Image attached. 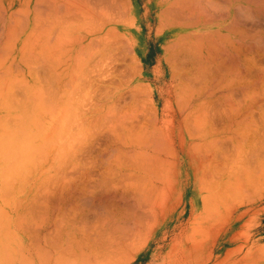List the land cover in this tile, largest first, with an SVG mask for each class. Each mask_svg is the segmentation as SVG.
Returning <instances> with one entry per match:
<instances>
[{
  "label": "bare ground",
  "instance_id": "obj_1",
  "mask_svg": "<svg viewBox=\"0 0 264 264\" xmlns=\"http://www.w3.org/2000/svg\"><path fill=\"white\" fill-rule=\"evenodd\" d=\"M12 1L13 0H0V73H3V72L5 73L4 69H10V70L18 69L19 71H23V72L27 71L28 73L34 72L35 77H36V72L40 73V71H38L39 69L44 71V69L48 68L53 73V74L49 73V75L51 74V75L55 76V78H52V80L55 81V79H58V81L57 80L56 81L59 82V80L64 78L66 89L70 85L69 90H71V86L73 88L75 87V83L73 84V82L76 81L77 76H78V82H77L78 86H76L78 88V89L76 88V93L78 90L77 99L79 100V98L81 97L88 104L89 100H87V99L91 98L93 93L95 94V90L97 91L98 86L102 87V85H100V84L106 83L108 80L112 84H114V85L116 84V83H114V81L110 80L114 69H116V73L118 72L117 68H114L115 61L117 60V57L115 58V56H117L116 53H119V55H120V52L123 53V55L121 54V56L127 55L126 53L131 54V50H133V52L136 53L137 46L134 43H135V41L137 42L138 40H140L139 29H135V28L132 29V35L136 40L133 38L134 39V42H133L132 39L130 38L132 45L129 46L127 44L126 39H125V37L128 35V29H131L128 26V22L123 23L121 20H119L120 23L122 22L123 24H115V22L113 21L114 19H112V21L110 20V18H113V16L109 17V19H108L109 11H108V13L105 12L104 15L99 13V15L101 14L102 17L104 18V21H101L103 18H101V15H100V18L98 16L95 21L90 23L92 28L88 27V29L85 30V32H81V30H80V33H78L77 25L74 23V21H78V11L81 13H84V9H85V8H79L78 9V0H19V2H12ZM94 1L96 2L95 7L96 8L101 7V8H99L100 10L102 9L101 11H104V10L107 11V9L109 10V8L113 10L114 7L110 6L109 3H111L114 6H115V3H117V2H115V0H94ZM122 1H124V0H122ZM119 2L117 4H119ZM158 3H159L158 6L160 7V9H161V5H162L163 9L165 10L162 12L160 10L159 18L160 17L166 18L167 14H168V15L174 17V19L176 20L175 22H172V23H175L176 25H182L180 27L174 26V27L170 28L168 31L171 34V37H172L171 40L173 39V43L171 42L172 45L174 46L173 51H174V53L176 52V55H177V56L174 55L175 60L172 58V60H174V62L171 60L172 63L175 65L174 66L175 68L173 70L176 69L175 73L178 74L177 75L178 77L176 80H177L179 86H177L176 88H178V89L180 88L182 90L181 91L182 93L179 91L182 94V96L184 95V93H188V95L190 96V98L188 96V99H186V100H188V103H187L188 106L186 104L187 108L182 109V111L185 113L186 117L184 118L185 115L182 116L184 119L180 120L179 129H180L181 135H184V136L186 135V136H188L189 139H191V137H193V138L198 137L199 138V140L197 142L194 141L193 143H189L187 141V139H185V137H183V136L181 137L182 139H181L180 146L182 148L181 151L184 152L183 153L184 158L188 159L187 156L191 154V149H198V150H201V152L203 151L204 153H206L205 152L206 150H207V152L211 151L210 148L212 146L213 147L211 149L214 148L212 151H214L215 149H218V148L214 147L215 146L214 144H216V138L213 140L212 145L209 143H204L205 138H203V137H205V134H208V133L231 134V133H235V132L238 133V130L239 131L242 130L241 129L242 125H243V128L245 129V130H242L244 136H245V133H247V132L249 133L247 128L249 127L248 125H250V127L252 126L251 128L249 127L250 130L254 127V132H256L254 134L260 135L263 138L262 139L263 141L261 140V138H260V140L259 139L258 140H259V142L260 141L262 142V143L260 142L261 145H264V143H263L264 142V0H158ZM123 6H124V4H123ZM237 11L242 12L244 19L237 17V13L239 14V12H237ZM111 12L113 13V11H111ZM162 13H164L165 16H163ZM94 15H96V14H94ZM195 15L199 17L198 20H201V21H199V22H201V25L202 26L205 25V26L202 27L201 29L197 30L196 34H192V33H189L187 30H185V29H188L187 25L181 24L180 20L182 19L184 21H187L189 18H191L193 16L195 17ZM239 15H241V14H239ZM98 18H99V21H97ZM114 18H115V16H114ZM202 18H205V19L203 20ZM256 20L259 21L260 24H258V25L256 24V26H255V22L253 23L254 25L248 24V22H250V21L253 22ZM257 21H256V23H258ZM183 27H184V29H183ZM184 30L186 32H183ZM139 44H140V42H139ZM163 48L165 49L166 47H164V45H163ZM171 50H170V52H171ZM166 52L168 53V49L166 50ZM139 60H140V58H139ZM120 61H125V60L121 59ZM123 66L124 65H122V69L124 70ZM142 66H143V64H142ZM128 67H130V65H128ZM136 67L134 66V69H131V67H130V69L128 68V70H132L131 73L132 72L135 73L136 71L134 72V70L136 69ZM126 68H127V66H126ZM48 69L46 70V72L48 71ZM122 69L120 71H122ZM41 73H42V71H41ZM127 73L129 75L131 74L130 72H127ZM8 74H9V72H8ZM113 74H115V72ZM120 74H122V73H120ZM2 75L0 74V77H2ZM9 76L10 75H8V77ZM29 76H30V74H29ZM45 79H47V78L45 77ZM19 80H18V82H19ZM116 80H117V78H116ZM120 80H122V78ZM128 80L130 81V79H128ZM16 81H17V79H16ZM49 81H51V80H49ZM129 81H127V82L125 81L123 84H128ZM11 82L14 83V86L17 85L15 80L11 81ZM20 82L18 84L22 83V82L21 83ZM57 82H55V84ZM110 82H108V84H111ZM3 84L5 85V81L3 82ZM3 84L0 85L1 86L0 94L2 92L1 89L5 90V87L8 85L6 83L7 85L4 86ZM71 84H73L74 86ZM118 84H119V82H117V84L115 85L116 91L111 92V93H113L112 95H111V93L108 94V92H110L108 90L111 88V85L109 86L110 88L109 87L107 88L105 86V89L106 88L108 89V90L106 89L108 92L104 91L107 94L106 95L104 93L106 95L105 97H109V98L111 97L110 98L111 103H109L108 106L105 107L103 114L101 113V119H103V121H104L102 123L100 122L101 124L98 122V120L100 118L98 116V114H97V116H94V117L92 116L93 113H96V111H98L97 108H96L97 110L94 109L96 111H94L92 108H90L91 103L93 105V102L96 103L95 101H90V106L88 105L89 107H87V109L90 108L89 110L82 109L85 111L87 110L86 113H83L85 116L82 114L83 116L81 115L80 117H77L79 119L81 117H85L84 120L81 118L80 119L81 121H78L77 125H76V122L78 119L76 121H73L74 123L72 122L69 124L67 122V120L69 119L68 121L70 122V119H71L70 116H72L70 113H72V112L74 114L80 113L82 110L80 109L81 111L79 110L78 112H74V111H72L73 107L71 106V108H72L71 109L72 112H71L69 106L72 104L74 105L76 100H73V98H72V101H75L74 103L71 100H70V102H69V100L64 101L66 104L69 103V105L64 104L66 107L67 106L69 107V108L67 107L68 110H64V112L66 111L65 114L67 112L69 114L64 123L66 124V122H67V124H69V125L65 126L66 130L68 132L70 129L71 130L69 133L66 132L67 135H65L66 133L65 134L63 133V134L65 136L69 135V137L71 135L70 138H74V140L73 141L70 140L71 144H69V145L65 144L68 146V147L65 146V147H67L65 149V150H67V153H66V156H67L66 159L67 160L65 161V159L63 157L62 158L64 159V163L67 162L68 166L66 167L65 166L66 164L65 165L63 164L64 167H62V168H63V172H65V173L63 174L61 180H59V179L56 180L58 182H56L57 186L55 187L56 188L55 190H53V189L49 190L48 189V194L49 195H54V193L57 195L59 194L61 196L60 198H62V200H60V201H63V204H62L63 207L61 205H58L59 204L58 202H57L58 204L56 202L53 203V205L56 204V208H55V205L54 206L51 205L54 207V208H52L51 211H53L54 209H57V205L60 206L58 208H62V209H60V210H62V214H60V215H62L61 216L62 219L60 218L61 219V225H62V226L61 225L60 226L62 228L65 226V229H66L67 223L73 224L74 220H76V218H74V216L77 217L76 214H78V223H77L78 224V227H77L78 239H75L78 241V243L75 245L76 246L78 245L79 249H80V247L83 248L82 244L85 243L84 245H86V243H87L88 238L86 239V242L83 241V239L86 237V235L84 237L86 230L85 231H83V230L86 229L88 226L86 227L87 222H83V221L87 220L88 213H93L95 211L94 215H96V214H98V212H97L98 209L103 211L105 213L104 216L100 217L99 219H95V218L99 217V216L96 217L97 215L94 217L95 220L102 221V222L98 223V225L100 227L98 225H95V224H97L96 222H98V221L93 222L95 224H93V223H90V224H93L94 228L96 226H98L99 228H101V226H103V225L105 227L108 226L110 233H112L113 231L116 232L120 229H123L127 223L128 224L131 223L132 225H130V226L132 227L134 221L141 223V224L136 223L135 224L136 226L138 225V226L142 227V226H144L142 223L149 221L151 218L155 217V213L156 214L158 213V207H159L158 201L161 197L165 196V194L162 193L163 183L167 182V185H168V188L165 187V190L167 188L165 193L167 194L169 191V194H171L173 185L176 183V179H178L177 175H176L177 173L175 170L178 168V166H180L179 164L181 162H179V164H177L178 161H176V162L170 161L169 158H170V156H173L174 154H176L175 153L176 151L178 153H180V151H178V150L175 151L174 144L171 142L170 138H168V140L170 139V141H168L167 144H164V146H162L163 144L158 145V143L155 144L154 141L147 140V143L149 142L150 146H152L154 144L153 146L156 147L158 145L157 146V147H159L158 150L153 149L155 154L149 155L148 152H144L143 154H141L140 152H138V150L137 151L136 150L131 151L130 141L133 139V137H132V139L130 137L131 134H132V136L133 135L135 136L137 134L136 131H138V132L142 131L138 135L135 136V137H139L140 134L141 133L143 134V131H144V130H142V128L144 127L142 125V123L138 122L139 124L137 123V127H138L137 128L135 126L136 125L135 121L138 120L139 112H141V113L146 112V111L142 112L140 110V108L143 104L142 102H144L146 98H143L144 101H143V99H142V101L140 100V102H141V105H140L138 100H137L138 98L136 97V95L138 96L139 94H143V93L145 95L146 92L139 93V92H141L140 90H143L142 88L141 89L138 88V89H136V91H130V92H136V93H131L133 95L131 97L135 96V98L137 100L136 102L138 103V104L135 103L137 106H136V108L134 107L135 110H133V111L137 110L136 112H134L136 115H133L132 113H128V111L126 112L124 110L122 112H120L121 111L119 109L120 105L117 106L118 103L116 104L115 100L118 99L119 104H121L120 103V100H121L120 97L121 96L119 95V91H120L121 87H124L125 85L119 84V86H118ZM50 85H51V82H50ZM3 86H4V88H3ZM14 86H12V87H14ZM54 86L55 85L53 84L52 87H54ZM62 86H64V84ZM55 89H57V88H55ZM69 90L67 89V92H69ZM137 90H139V91L137 92ZM5 91H7V90H5ZM63 91H64V89H63ZM73 91L75 93V89L72 90V94H73ZM36 93H34L35 96L36 95L38 96L40 94V93L39 94H36ZM91 93H92V95H91ZM64 94H66V93H64ZM134 94H136V95H134ZM6 95H9V94H6ZM42 95L41 96L39 95V97H41V98H39V97H37V98L40 99V103H42V105H43V103H44L43 102L44 101L43 96L44 95L43 96ZM100 95L102 96V98H104L103 94H100ZM101 96L99 97V99L101 98ZM70 97H71V94H70ZM73 97L75 98V96H73ZM2 98H4V97H2ZM33 98H34V96H33ZM67 98H68V96H67ZM93 98H95V97H93ZM95 99L97 101V98H95ZM139 99H141V97ZM41 100H43V101H41ZM84 100L83 101L79 100L78 104L79 103L81 105L83 104V106L86 107L87 104H86V102L84 103ZM186 100H185V103L187 102ZM60 101H61V99H60ZM80 101L83 103H81ZM57 102H58V100H57ZM98 102H100V101L98 100ZM151 102H152V104H154V102L152 100H151ZM183 103H184V101L182 100V104ZM97 104L95 106H97ZM101 104L102 103H100V105ZM65 106H63V107L60 106L61 108L59 107V111L60 110L62 111V108H65ZM79 106L80 105H78L77 110L79 109ZM116 106L119 108L117 109ZM146 106L149 107V103ZM42 107H45V106L43 105V106H41V108ZM152 107H153V109H157V108H155V106H152ZM209 107H210V109L211 108L212 109L208 110ZM223 107H225V108H223ZM81 108H83V107H81ZM146 108L147 107H145L143 109L146 110ZM149 108H151V107H149ZM149 108H147V110H149ZM132 109L133 108H131V111L130 110L129 111L132 112ZM153 109H150V112L151 113L153 112V114L155 115L156 112ZM218 109H221V110H218ZM43 110H44V108H43ZM74 110H76V107L74 108ZM100 110H102V109H100ZM21 111H24V110H21ZM27 111H28V109H27ZM59 111H57V112L60 113ZM212 111H216V114L213 115L214 117L212 116L213 121L215 119L221 120V118L223 120V117H225V120L227 121L228 124L226 126L223 125L224 127L221 126L222 128H220V129L217 127L208 128V127L202 126V123H204L207 119L209 120L208 117L206 119V116L209 115V113H207V112H212ZM45 112H46V110H45ZM51 112H53V113H51V115L53 114L52 116H54L51 118V115H50L51 120H56L55 117L59 116V114L57 115V112H56L57 116H55V112L54 111H51ZM147 112L149 113V111H147ZM23 113H25V112H23ZM31 113H32V111H31ZM24 115H22V117ZM66 115H64L63 117L66 118ZM102 115H104V116H102ZM156 115H155V117H158ZM60 116H61V114H60ZM30 117L32 118V115ZM68 117H70V118H68ZM141 117L143 118V116H141ZM108 118L109 119L111 118L114 121V122L112 121V123H114L115 125L110 126V123L107 122L109 125L108 126L106 124V121H109ZM145 118H147V117H145ZM180 118L181 117H179V119ZM186 118L187 119L189 118L188 119L189 121L190 120L193 121L192 125H191V121L186 122ZM101 119L99 121H101ZM73 120H74V118H73ZM210 120H211V118H210ZM94 121L97 123L95 124ZM130 121H132V122H130ZM143 121H145V120H143ZM48 122H50V121H48ZM119 122L122 124L123 130L118 129V131L119 132L124 131V135H126V137L130 134L129 137L131 140H129V144H128L129 146L127 144H125V142H124L125 137L121 133H120L121 135L118 133L120 136H122V138L120 137L121 138L120 140H118V138H115L116 137L115 134L114 135L112 134L114 137L110 135L112 133V131L114 132L115 130H117V128L114 129L112 127L120 125ZM129 122H130V125L128 126ZM57 123H58V120H57ZM89 123H90V125H89ZM92 123L96 125L95 128H98L97 131L99 129L101 130V128L103 127L102 124L107 125V129H109L108 131L111 130V132H109L110 134H108V132L105 133L106 136L104 139L107 141L106 142L107 146H109L108 145L109 141L111 144H113L111 142L112 137L115 138V140L117 139L118 142L121 141V147L120 148L118 146L117 147L118 149H116V146H115V149H116L115 151H118L119 154L117 152L116 153H109V152H111L110 150L114 149V147H113V149L112 148L109 149V152H108V150L103 149L102 154L100 153V156L97 158L98 161L91 159L94 157H90V159L88 158L89 156H91L93 154L92 149L91 150H89V149L85 150L88 147V144L89 143L91 144V142H90L91 140L89 141L88 139L89 138L90 139L96 138L94 134L99 132V131L97 132L95 128L91 129L92 131L90 130V128H88L91 131V132L88 131V134L89 133L91 134L93 132V130L96 131V133L95 132H94V134L92 133L93 135L92 134H91V136L89 135L90 137L87 136V134L84 135L85 133H87V130H86L87 128L85 127V125L87 124L88 127H92V126L94 127L95 125H91ZM193 123H195V124L199 123V126L197 125L198 128H195V126H194L195 124H193ZM206 123H208V122L206 121ZM260 123H261V125H258ZM52 124H54V123L52 122ZM71 124H75V126H73ZM81 124H82V126H81ZM97 124L101 125L102 127L99 126L100 127L99 128ZM251 124H253V125H251ZM54 125H52V126H54ZM70 125H71V127H70ZM78 125L80 126L79 130H80V128L84 131L86 130L85 133L82 130L81 131L83 132V134L81 131H79V130L77 131ZM140 125H141V127H140ZM238 125H240L241 130L239 128H238V130H236ZM246 125L248 127L245 128L244 126H246ZM19 126H20V124H19ZM34 126H36V125H34ZM46 126H48V125H46ZM120 126L118 128H121ZM213 126H214V124H213ZM48 127H49V129H51L50 126H48ZM65 127L63 126V128H62L64 132L66 131ZM73 127L77 128V129H75L76 131H73V132H76V135H78L81 132L80 134L84 135L85 138L82 135H80V137L78 138V136H76L75 133L72 132V130H74V129H72ZM82 127L85 129H83ZM108 127H110L111 129ZM54 128H55V126H54ZM68 128H70V129L68 130ZM103 128H102V130L104 133V130H106V129L105 128L103 129ZM145 128H147V125L145 126ZM145 128H143V129H145ZM153 128H156V127H153ZM135 129H137V130H135ZM133 130H135V132ZM58 131H60V130H58ZM251 131H253V130H251ZM130 132H133L134 134L130 133ZM147 132H148V130H147ZM149 132H151V131H149ZM33 134H34V130H33ZM98 134H100V133H98ZM101 134H102V131H101ZM102 135H104V134H102ZM163 135H162L163 137L162 136H160V137H162V138H164L165 136L168 137L166 134H163ZM240 135H242V134H240ZM240 135H239V137H240ZM243 135H242V137H244ZM250 135H253V134H249L247 136L249 137ZM256 135H254V137H253L254 139H255ZM57 136H58V133H57ZM72 136H74V137H72ZM96 136L98 137L99 135L96 134ZM157 136H159V135H157ZM231 137H232V135L231 136L229 135L230 139H231ZM236 137L237 136L234 135V140L238 138V137L237 138ZM242 137L240 139H242ZM56 138H58V137H56ZM66 138L67 137H65V139ZM249 138L245 137L242 139L243 142L245 140L244 144L247 143L246 139H249ZM253 138L251 136V139H253ZM61 139H63V138H61ZM81 139L83 142H84L83 139H85L84 144H83V142L80 143ZM122 139L124 140L123 142H122ZM218 139H217V141H218L217 145L220 144L219 143L220 140H218ZM240 139L238 138L239 141H241ZM86 140L89 141V143L87 145H86ZM134 140H133V142L135 143L136 139H134ZM238 140H236V145H234V147L235 146L237 147V145L239 143L238 149H240L241 152H243V149L245 147L241 146V148H240L241 143L240 142L237 143ZM256 140H257V138H256ZM93 141L95 142V140H93ZM230 141L232 143V140H230ZM255 142H257V141H255ZM114 143H116V141ZM260 143H255V144H259L257 146L262 147V146H260ZM93 144H95V143H93ZM204 144H206V145L208 144L207 145L208 147H206L207 149L204 147V146H206ZM248 144L250 145V142ZM250 146H249V148H250ZM253 146H251V149H252L251 152L253 151V148H252ZM258 147H256V149H255L256 151L255 150L254 151L255 152L258 151L260 153V150H259L260 148L258 149ZM88 148H90V147H88ZM91 148H93V147H91ZM203 148H205V149H203ZM39 149H40V146H39ZM63 149H64V143L62 146V153H63ZM128 149H130V150H128ZM263 149H261V151L264 153ZM245 150H247V149H245ZM115 151L113 150V152H115ZM235 151L237 152V150H235ZM84 152H85V155H87V157L86 156L83 157V159L85 158V160H83L81 156L80 157L78 156V154H81V153H83L82 155H84ZM197 152H199V151H196V153ZM211 152H210V154H211ZM241 152H239V153L241 154ZM249 152H250V150H249ZM249 152L247 150V152H246V153H248L247 157H248V159L252 160L254 157L252 155L254 153L252 152V154H249ZM86 153H88V154H86ZM259 153H255V155L258 154V155H256L258 157ZM115 154H118V155H115ZM206 154L210 155L209 152ZM146 155H149V156H146ZM250 155L252 158H249ZM183 156H182V158H183ZM262 156H264V154ZM238 157H239V155L237 156V158ZM247 157H245V160L243 157H241L243 160L242 159H236V161L241 160L242 161L241 163L243 165L244 162L246 161ZM260 157H261V155H260ZM209 158H211L210 159V161H211L212 156H210ZM79 159H80V162L78 163ZM214 160H217V159L214 158ZM100 161H102V163H101L102 166L99 163ZM201 161L203 162V160H201ZM212 162H213V160H212ZM249 162H250V160H249ZM260 162H262V164H264V160L263 161L260 160ZM185 163L188 164L187 162H185ZM192 163H193V161H192ZM197 163L200 166L201 163H199V162H197ZM241 163H240V165H241ZM99 165H100V167H99ZM206 165L209 167V164H206ZM249 165L252 166L251 163ZM249 165L246 164V166H248L250 168ZM70 166H73V167L70 168ZM246 166L243 165V168L245 167V169L246 168L248 169V167H246ZM212 167H211V169L215 168V167L214 168H212ZM69 169H71L74 172L73 173H70V171L68 172ZM217 169H218V167H217ZM249 170L250 169H248V171ZM257 170H259V169H257ZM257 170L255 169V173L258 172ZM221 171H219V172H221ZM215 172H217V171H215ZM215 172H214V174H215ZM251 173H253V172L252 171L250 172V176H249L250 179L252 178L251 176L253 175ZM222 174L223 173H221V175ZM256 179H257V177H256ZM207 183H209V182H207ZM215 184H216V182H215ZM54 185H55V182H54ZM212 187H214V185ZM236 188L237 187H235V190H236ZM37 190H39V189H37ZM45 196H47V195L45 194ZM54 197H56V196H54ZM206 197H208V196H206ZM37 198L39 199L41 197L37 196ZM46 198L48 199V197H45L44 200H47ZM38 199H35V200L37 201ZM40 200H42V199L38 200L40 202L39 204H42V202ZM58 200H59V197H58ZM32 202H34V201H32ZM66 202L68 205L66 204ZM77 202H78V204H77ZM31 204H33V203H31ZM36 204L39 205L38 203H36ZM43 204H46V202L45 203L43 202ZM33 205H30L31 206L30 208H32ZM48 206L44 205L43 206L44 208L42 207L43 209L41 207H40L41 208L40 209V208H38L39 206H37V208L40 209V211L37 210L36 212L39 211L38 213L40 214ZM34 208H36V207H34ZM71 209L76 210L78 213L76 211H74V212L72 211L74 214L70 213ZM57 210H59V209H57ZM34 211H35V209H34ZM16 213H17V211H16ZM31 213L34 214V212H32V211H31ZM38 213H37V215H38ZM43 213H45V211ZM47 213H48V208H47ZM100 213H99V215H103ZM70 214H72L70 217L71 218L73 217L74 220H71V218L69 217ZM44 215H46V214H44ZM34 216L35 215L31 216L30 218H33ZM38 216L40 217L41 214ZM66 216L69 218L67 219ZM39 217H37V218H39ZM91 217H93V216H91ZM37 218H34V221ZM40 218L43 220L42 217H40ZM54 219L56 220L58 218L53 217V220ZM94 219L93 220L91 219V220L95 221ZM68 220H69V222H67ZM34 221H32V222H34ZM52 221H51V224H52ZM87 221L89 222L90 220H87ZM151 222H152V219H151ZM84 223H85V226H84ZM34 224H35V222H34ZM80 224H83L82 226H84L86 228L81 229ZM90 224L88 223V225H90ZM57 226H58V228H57ZM93 226L91 225L92 228L91 227L90 228L88 227V228L91 230V229H93ZM130 226L128 227V230L131 229L130 233L132 230L134 231L135 228H136L135 229L136 231H137V229H140V228L135 227V226H134L135 228H133V227L131 228ZM24 228H26V227H24ZM31 228H33V227H31ZM55 228H57V232H55L56 233L55 236H57V238L59 236L62 237V235H59V234L62 233L63 230H61V229H60L61 231L58 230L59 224H57L55 226ZM125 228L127 229V227H125ZM143 228H146V225ZM27 229H28V227H27ZM28 231H29V229H28ZM33 231L35 233V230H33ZM51 231H49V232L51 233ZM103 231H104L103 234L101 231H98L97 234L95 233L96 231H94V233L96 236L101 235V238L103 239L106 235L105 232L107 230L105 231L103 229ZM139 232L141 233L142 231H139ZM64 233H65V231H64ZM66 233H67V231H66ZM137 233L134 232V234H137ZM30 234L33 235V233H30ZM43 234H45V233H43ZM91 234H92V236H94L93 233H91ZM14 235H16V234H14ZM102 235H104V236H102ZM81 237L83 238L82 240H81ZM88 237H91V235ZM52 238H54V237H52ZM55 238H54V242H55ZM91 238H93V237H91ZM98 238H100V236ZM125 238L126 237L124 236V239ZM37 239H38V237L35 239L38 242ZM95 239H96V237H95ZM124 239H122V240L124 241ZM93 240H94V238H93ZM93 240H92V244H96V243H98V241L100 239L98 241L96 239V241H97L96 243H95V241L93 243ZM43 241H44L43 243L45 244V237H44ZM51 241H53V239ZM56 241H58V240H56ZM101 241L103 242V240H101ZM101 241H100V243H102ZM107 241H109L108 238H106V243H107ZM123 241H118L120 243H117L116 247L121 246L122 245L121 242L122 243L125 242V241L124 242ZM127 242L129 243V241H127ZM19 243H20V241H19ZM55 243H57V242H55ZM68 243H67V245H68ZM137 243H139V242H137ZM109 244H110V242H109ZM52 245H53V243H52ZM67 245H65V246H67ZM98 245H100V244L98 243ZM110 245H113V246H111L113 248L115 246L114 243L112 244V242ZM41 247H42V245H41ZM55 247H56V244H55ZM100 247H103V248H101L102 250L105 249L106 247L108 248V243H107V246H104V244H103V246H100ZM124 247H125V245H124ZM126 247H128V246H126ZM131 247H133V244ZM36 248H37V246H36ZM43 248L46 249L45 247H43ZM52 248H53V246H52ZM59 248H57V249L59 250ZM110 248L105 249V250L110 251ZM113 248L111 251H113ZM118 248H119V253H120L121 252L120 247H118ZM12 249H13V247H12ZM61 249H62V247H61ZM98 249H100L99 246H98ZM114 249H116V248H114ZM47 250H49V249H47ZM82 250H79V252ZM88 250L92 251L90 246H89ZM95 250L96 249H94L93 251H95ZM49 251H51V250H49ZM96 251H98V250H96ZM111 251H110L111 254L114 253ZM115 251H117V250H115ZM13 252H15V249L13 250ZM54 252H56V251L54 250ZM61 252H62V250H61ZM85 252H86V250H85ZM85 252L83 251V252L79 253V254H82L81 257L83 256V260L80 259V261H79L82 264H84V263L86 264L88 259L87 260H85V259L88 255L91 256V254H84ZM101 252L104 253V251H99V253H100V254H98V255H100L99 258L100 257L102 258ZM123 252H125V250ZM43 254L45 255V251ZM105 254L107 255L108 253H105ZM115 254H116V252H115ZM8 255H11V254L8 253ZM47 255H49V254H47ZM58 255L59 254H57V257H59ZM63 255H64V253H63ZM85 255H87V256H85ZM98 255L97 254L94 255V252H93L92 256H93V258H95L94 256H97V258H98ZM72 256H70V257L72 258ZM84 256H85V259H84ZM112 256H114V254H112ZM112 256H111V258H114ZM70 257H68V258H70ZM104 257H103V259H105V260L108 259L107 258L108 256L105 258ZM22 258H23V256H22ZM38 258L40 259V257H38ZM48 259H46V261ZM103 259H101L102 261L100 260V263H98V264H102ZM50 260H51V257H50ZM64 260H65V258H64ZM81 260H82V262H81ZM109 260H112V259H109ZM71 261H69V262H71ZM66 262H68V261H66ZM30 263H32V262L30 261ZM49 263H50V261H49ZM61 263L64 264L62 262V260H61ZM87 263H89V262H87ZM89 264H91V263H89ZM109 264H110V262H109Z\"/></svg>",
  "mask_w": 264,
  "mask_h": 264
},
{
  "label": "rangeland",
  "instance_id": "obj_2",
  "mask_svg": "<svg viewBox=\"0 0 264 264\" xmlns=\"http://www.w3.org/2000/svg\"><path fill=\"white\" fill-rule=\"evenodd\" d=\"M82 1H83L84 5H78V9L79 8H85L84 9V13H81V12L78 11V21H74V23L77 25L78 33H80V30H81V32H85V30H87L88 27L92 28L90 23L95 21L98 16L100 18L101 14L104 15L105 12L108 13V11H109L108 19H109V17L113 16V18H110V20L112 21V19H114L113 21L115 22V24H123L124 22H128V26L131 29H128V35L126 37L124 35L123 36L125 37V39L127 41V44L129 46L132 45V43L130 41V38L132 39L133 42H134V39H135L133 37V35H132V29H134V28L135 29H139V31H140V34H139L140 40H138L137 42L135 41V43H134L137 46L136 53L133 52V50H131V54L126 53L127 54V55H125L126 57L125 56H121V54L123 55V53H121V52H120V55H119V53H116L117 56H115V58L117 57V60L115 61L114 68H117V71H118L117 73L118 74L116 73V69H114L113 73L115 72L116 75L112 73L110 80L114 81V83H116V84H117V82H119L120 85H125L124 87H121V89L119 91V95L121 96L120 97L121 100L120 99L119 100H120L121 104H119L118 99L115 100V103L116 104L118 103L117 106L120 105V108L116 106L117 109L119 108L121 110L120 112H122L124 110L126 112L128 111V113H132L133 115H136L134 112H136L137 110L133 111V110H135L134 107L136 108V106H137L136 104H138L136 101L138 100L139 104L141 105L140 100L142 101L143 98H146L147 100L145 99V101L143 99L144 102H142L143 104H142L140 110L142 112L143 111H146V112L149 111V113L148 112L147 113L146 112H143V113L139 112L138 120L135 121L136 125L134 124L135 122L133 123L136 127H137V123L138 122L142 123V125L144 126L143 128H145V126L147 125V128H145V129L142 128V130H144V131H143V134L141 133L139 137H135V136L138 135L142 131H140V132L136 131L137 134L135 136L134 135L132 136V134L130 136V134H129L127 137H126V135H124V131L119 132L118 129L123 130L122 124L120 122L119 123H120L121 126L117 125L115 127H112L114 129L117 128V130L114 131L115 133L112 131V133L110 134L109 132H111V130L108 131L109 129H107L108 123H110V126L115 125L114 123H112L113 120L111 118L110 119L108 118L109 121H106L107 125L105 123H104L105 125L102 124V126L106 129V130H104V133H103V130H102L103 127L101 125H99V124H97L98 127L101 126L102 128H101V130L100 129L98 130L99 132L97 131L98 128H95L96 127L95 124L97 122H95V121H94L95 124H93V123L91 124V125H95L94 127L93 126L92 127H88L87 124L85 125V127L87 128L86 129L87 133H85L86 130L84 131L81 128L79 130V127H80L79 125H78V129L73 127L72 129H74V130H72V132L76 131L75 129H77V131L78 130L79 131L82 130L85 133L84 135L87 134V136H89V135L91 136V134L92 133L94 134V132L96 133V131L98 133H100V134L96 133L97 135H99L98 137L96 136V134H94L96 138H94V139H90L89 138L88 139L89 141L91 140L90 142H91L92 145L89 143V141L86 140V145L89 143L91 146L88 144V147H90V148H88L86 145L85 146L87 148L84 146L86 148L85 150H88V149L89 150H91V149L93 150V154L91 156L88 155L89 156L88 158L90 159V157H94V158H91V159H94V160H97V158L100 156V153L102 154L103 149L104 150H108V152H109L110 148L113 149V147H114V149H113L114 151L116 149H118L117 148L118 146L120 148L121 147V141L118 142V140H120L122 138V136H120L121 134L125 137V138L123 137L125 141L122 139V142L124 141L125 144H127V145L129 144V140H131L132 137H133V139L130 141V149H131V151L132 150H136V151L138 150V152H140L141 154H143L144 152H148L149 155L155 154L153 149L158 150V148H159V147H157L158 145H160V144L162 145L163 144L162 146H164V144H167V142L170 141V139H171V142L174 144L175 151L176 150L180 151V153H178L176 151L175 152L176 154H174L173 156H170V158H169L170 161H175V162L178 161L177 164H179V162H181L179 164L180 166H178V168L175 170L176 173H177L176 175H177L178 179H176V183L173 185L171 194H169V191H168L167 194L165 193L167 188H168V185H167V182L163 183V185H162L163 186L162 187V193L165 194V196L161 197L159 199V201H158L159 202L158 213L157 214L155 213V217L151 218L152 222H151V219H150L149 220L150 222L147 221V222L142 223L144 226L146 225V228H143L144 226H142V227L138 226V225L136 226L135 225L136 223L137 224H141V223H138V222L134 221V223L132 222L133 223L132 227L133 228H135V227L140 228V229H137V231L135 230L136 229L135 228L134 231L132 230L131 233H130L131 229L128 230V227L130 225H132V224L131 223H129V224L127 223L126 224L127 226L125 225V227H127V229L124 227L123 229H120V230H118L116 232L113 231L112 233H110L108 226L105 227L103 225V226H101V228H99L100 226L98 225V223H100L102 221H98V220H95V219H99L100 217L104 216L105 213L103 211H101L100 209H98L97 210L98 214H96L97 216L94 215L95 211L93 213H88L87 216H88L89 219L87 218V220H90V221L88 222L86 220V221H83V222H87L86 227L88 226L90 228L91 225L93 226V224H95L93 222L98 221V222H96L97 224H95V225H98L99 227L96 226L94 228V226H93V229L90 230L88 227H87L88 229L86 227H84L85 223H84V226H82L83 224H80L81 225V229L86 228V229L83 230V231L86 230V232L84 234V237H85V235H86V237L84 239L81 237V240L83 239V241L86 242L87 238L88 239L90 238V239L89 240L87 239L86 245H84L85 243L82 241L84 243V244H82L83 248L80 247V249H79L78 245L77 246L75 245V244L78 243V241L75 240V239H78V229H77V227H78V224H77L78 223V214L75 213L77 217H75L73 215L74 218H76V220H74L73 217L71 218L70 216L72 214H70L69 217L71 218V220H74V223L73 224L67 223L66 229H65V233H66V231H67V233L65 234L64 231H63V233L61 234L62 237H60V238L58 237L57 238V236H56V238H55V235L47 234V233L46 234H42V235H37L36 234V235L33 236V239H34V250H31V251H21L20 250V251H15L16 253L13 252V250L4 251L3 253L5 254V256L7 258L10 257L9 259H11V261L13 260V263L11 262L9 264H21V261H24V263L26 264V261H27L26 255H33L34 256V260H33L34 264H53V263L54 264H56V263L57 264H62L61 260H62V262L64 264L65 263L66 264H68V263L69 264H82L79 261H80V259L83 260V256L81 257L82 254H79V253L83 252V251L85 252V250H86L87 253L85 252L84 254H91V256L90 255H88V256L85 255L87 257L85 259V256H84V259L85 260L88 259L87 262H89L91 264L100 263V260L103 259V257L106 255L105 253L109 254V255L107 254L105 256V257L108 256L107 257L108 259L106 258L108 261L103 259L102 264H107V263L109 264V262H110V264H193L192 262H190V259L189 260L188 259H184L183 261H181V260L175 261L174 259L171 258L172 251H175L177 249H181L182 250V246L180 245L181 244L180 243V239L182 237L185 236L186 238L187 237L189 238V242H190L188 244L189 246H191V244H195L196 242L201 243V240H202L203 235H204V229L205 228H207L209 226H212V225H216V226L230 225V223L232 222L231 216H233V217L237 216L238 219H235V221H236V223H238V225H240V224L247 225V226L257 225L256 223H254V220H253V223H252V219H251V216L256 214L257 211H258V214L260 216L259 221H258V225H261V226L264 225V219L261 218V216H264V164H262V162H260V160H262V161L264 160V156H262L264 153L261 151V149L264 148L263 147L264 145H261V143H262L261 141H260L261 143L259 142L260 138H261V140L263 138L260 135L254 134V133H256V132H254V127L251 129L253 131H251L250 128L252 126L250 127V125H248L250 128L247 125L244 126L245 128L246 127L249 128V129L247 128L249 133L246 131L247 133H245V136L243 135V131H242V130H245L243 128V125L241 126L242 128L240 127V125H238L236 130H238V128L242 129V130L240 129L241 131L238 130V133L235 132V133H231V134H223V133H221V134H214V133L213 134L212 133L205 134V137H203V138H205L206 142L204 141V143H209V144L212 145L213 144L212 143L213 140L216 138V144H214L215 145L214 147H216L218 149H215L214 151H212L214 149V148L211 149L213 147L212 146L210 148V150L212 152L208 151L209 154L211 152L210 155L206 154V153H208L207 150L205 151L206 153H204L203 151L201 152V150H198V149H191V154L187 156L188 159H185L184 156H183L184 152L181 151L182 148L180 146L181 139H182L181 137L182 136L185 137V139H187V141L189 143H193L194 141L197 142L199 140V138L198 137L197 138L191 137V139H189L188 136L181 135L180 129H179L180 120H183L186 117V115L182 111V109H186L187 108L188 100H186V99H188L189 95H188V93H184V95L182 96V94H181L182 90L180 88L179 89L176 88L177 86H179L178 82L176 80L177 77H178L177 76L178 74L175 73L176 69L173 70L175 68L174 67L175 65L172 63V61L174 62L175 56H177V55H176V52L174 53V51H173L174 50V46L172 45L173 39L171 40L172 37H171V34L168 31H169L170 28H172L174 26L180 27L182 25H176L175 23H172V22H175L176 20L174 19V17H172V16H170L168 14H167L166 18H163V17L159 18L160 10H161V12L165 11V10L163 9L162 5H161V9H160V7L158 6L159 5L158 0H124V1L115 0V2L118 3L120 1L121 3L120 2H119V4L115 3V6L112 5L111 3H109L110 6H112L114 8H113V10L109 8V10L107 9V11H105V10L101 11L102 9L101 10L99 9L101 7H98V8L94 7V9L92 8V10H91V9L88 8V4H89L88 1L87 0H82ZM12 2H19V0H13ZM123 4H124L125 7L123 6ZM111 11H113V13ZM237 12H239V14H241V15H239L237 13V17L244 19V16L242 15V12L241 11H237ZM93 13L96 14V15H94ZM99 13H101V14L99 15ZM162 15L165 16L164 13H162ZM114 16H115V18H114ZM193 17L189 18L187 21H184V20L181 19L180 23L183 24V25H187L188 29H185V30H187L189 33L196 34V31L201 29L205 25L204 24H203L204 26L201 25V22H199L201 20H198V18H199L198 16L195 15V17L194 18ZM99 18H98L97 21H99ZM101 18H103L102 15H101ZM202 19L204 20L205 18H202ZM119 20H121L123 23L122 22L120 23ZM101 21H104V18ZM256 21H253V22L250 21V22H248V24L254 25L253 24L254 22H255V26H256V24L257 25L260 24L259 21H257L258 23H256ZM183 29H184V27H183ZM185 30L183 32H186ZM139 42H140V44H139ZM163 45H164V47H166L165 49L163 48ZM167 49H168V53L169 54L166 52ZM170 50H171V52H170ZM139 58H140V60H139ZM172 58L174 60H172ZM119 59L120 60L124 59L125 61H120ZM142 64H143V66H142ZM122 65H124L123 66L124 70L122 69ZM125 65L127 66V68H126ZM128 65H130L131 69H134V66L135 67L137 66L136 69L134 70V72L135 71L136 72L135 73H133V72L131 73L132 70H128V68L130 69V67H128ZM121 69H122V71H120ZM25 72H27V71H25ZM127 72H130L131 74L129 75ZM120 73H122V74H120ZM28 74H30V76H28V78H38V75H36V77H35V75H34L35 73L34 72H30ZM20 78H22V76ZM50 78L51 79L55 78V76L51 75ZM116 78H117V80H116ZM121 78H122V80H120ZM128 79H130V81ZM56 80L58 81V79H55V81L51 80V85H49L48 90H46V91L48 92V96H49L48 107L50 108V110L52 109L51 111L55 112V116H57L59 114V116L56 117L57 120L60 117L59 119H60V123H61V131H62L61 132V138H63V139H61V145L63 146V143H64V149H63L62 157L66 161L67 160L66 159L67 158V156H66L67 150H65V149L68 146L65 145V144H68V145L71 144L70 140L73 141L74 138H70L71 135H70V137H69V135L65 136L71 130L70 128H68V130L70 129L69 132H68L66 130L65 126L69 125L73 121H76L77 119L78 120L76 122V125L78 124V121H81L80 120L81 118L84 120L85 117H81L80 119L77 118V117H80L83 113H86L87 110H89L90 108H92L93 110L97 108L98 111L100 109H102L99 112L96 111L97 110L96 109V110H94V111H96V113L92 114L93 117L97 116V114H98V116L100 117L99 118V120H100L101 119V113L103 114L105 107L108 106L109 103H111V101H110L111 97L110 98L109 97H105L107 94L104 91H106V92L110 91V92H108V94H110L113 91L115 92L116 91L115 90V87H116L115 85L116 84L115 85L112 84L109 80L106 83L100 84V85H102V87L104 86L103 87L104 89L101 86L100 87L98 86L99 90L98 89H97V91L95 90V94L93 93V95H92V93H91L92 97L90 96L91 98L87 99V100H89L88 104L83 98L80 97L79 100H82V101L84 100V103L86 102V104H87L86 107H84L83 104L82 105L80 103L78 104L79 100L77 99L78 90H77V93H76V88H77L76 86H78V84H77L78 76H77L76 81L73 82V84L75 83V87L73 88L71 86V90H69V87H70V85H69V87L67 88L69 90V92H67V89L65 87L64 78L59 80V82H57ZM125 81L126 82L129 81L128 84H123ZM55 82H57V83L55 84ZM108 82H110L111 84H108ZM53 84L55 85L54 87H52ZM63 84H64V86H62ZM73 84H71V85H73ZM119 84H118V86H119ZM110 85H111V88L109 87ZM105 86L107 88L109 87L110 89L108 90L106 88L108 90L107 91L105 89ZM55 88H57V89H55ZM138 88H140V89L142 88L144 90V91L140 90L141 92H139V93H142V92H146V93L148 92V93L147 94L145 93V95H144V93L143 94H139L138 96L136 94H134L138 98L136 100L135 96L131 97V96H133L131 93H136V92H130V91H136V89H138ZM63 89H64V91H63ZM74 89H75V93L73 91V94H74L73 95L72 94V90H74ZM138 91L139 90H137V92ZM64 93H66V94H64ZM70 94H71V97H70ZM100 94H103L104 98H102V96ZM112 94L113 93H111V95ZM43 95L45 96V94H43ZM99 95L101 96L102 99L101 98L99 99V97H100ZM33 96H34V98H33ZM67 96H68L69 99L67 98ZM73 96H75L76 99ZM37 97L38 96L37 95L35 96L34 93L27 92L26 93V102H27V104H31V103H33V101L36 102ZM93 97L97 98V101ZM122 97L123 98L125 97V98L123 99ZM140 97H141V99H139ZM72 98H73V100H76V102L72 101ZM189 98H190V96H189ZM60 99H61V101H60ZM57 100H58V102H57ZM65 100L66 101L69 100V102L71 100L73 103L75 102L74 105L72 104V105L69 106L70 107V111L72 109L71 108V106H72L73 107L72 111H74V112H78L80 109L81 110L82 109H87V107L90 106V101H95L96 103L93 102L94 106L91 103V107L89 109H87L86 111L82 110L83 111L82 112L80 110L82 112V113L80 112L81 114L80 113H75L74 114L72 111H71L72 113L69 112L72 116H70L71 117L70 122L68 121L69 119L67 120V122L69 124H67V122L65 124L64 122L66 121L67 116L69 115L68 112L66 113L67 115L65 114L66 111L64 112V110H68L67 109L68 106L66 107L65 105H67V104L69 105V103L66 104L64 102ZM98 100L100 102H98ZM151 100L154 102L155 105L152 104ZM182 100L184 101L183 104H182ZM185 100L187 101L186 103H185ZM81 103H83V102H81ZM100 103H102V104L104 103V104L100 105ZM148 103H149V107H151V108L146 106V105H148ZM77 104L80 105L83 108H81L79 106V109L77 110V107H78ZM96 104H97V106H95ZM186 104H187V106H186ZM60 106L61 107L65 106V108H62V111L61 110L59 111V107ZM152 106H155V108H157V109H153ZM75 107H76V110H74ZM145 107L149 108V110H147V108H146V110H144L143 108H145ZM131 108H133L132 112H130ZM223 108H225V107H223ZM150 109L155 110V112L157 114V115L156 114L155 115L158 116V117H155L153 112L152 113L150 112ZM211 109H210V107L208 108V110H211ZM218 110H221V109H218ZM51 111H50V115H51V113H53ZM57 111H59L60 113H58ZM56 112H57V115H56ZM207 113H209V115L206 116V119L208 117L209 120H210V118H211V120L209 121L207 119L206 121L208 123H206V121H205L204 123H202V126H205V127H208V128L217 127V128L220 129V128L224 127L223 125L226 126L228 124L227 121L225 120V117H223V120H222V118H221V120H219V119L216 120L214 118L215 120L213 121L212 116L216 114V111L207 112ZM60 114H61V116H60ZM63 114L66 115V118L63 117L64 116ZM52 115H51V117H54ZM104 115H102V116H104ZM141 116H143V118ZM182 116H184V118ZM70 117H68V118H70ZM145 117H147L148 119L145 118ZM179 117H181V118L179 119ZM73 118H74V120H73ZM188 119L186 118V122H190L191 121V120L189 121ZM99 120H98L99 123L100 122L101 123L104 122L103 119H101V121H99ZM143 120H145V121H143ZM130 122H132V121H130ZM130 122H129V124L127 123L128 126L130 125ZM192 122L193 121H191V125H192ZM193 124H195V123H193ZM213 124H214V126H213ZM71 125L75 126V124H71ZM71 125H70V127H71ZM89 125H90V123H89ZM197 125L199 126V123L194 125L195 128H198ZM251 125H253V124H251ZM258 125H261V123L258 124ZM63 126L65 127V130H66L65 132L62 129ZM81 126H82V124H81ZM119 126L122 129L118 128ZM140 127H141V125H140ZM153 127H156V128H153ZM88 128H90V130L95 128L96 131L93 130V132L91 134L90 133L88 134V131L89 132L92 131V130L90 131ZM108 128H110V127H108ZM83 129H85V128H83ZM135 130H137V129H135ZM135 130H133V131L135 132ZM147 130H148V132H147ZM101 131H102V134H104V135L101 134ZM149 131H151V132H149ZM83 132H82V134H83ZM107 132L111 136H113L115 134L116 135L115 138H118V140L117 139L115 140V138H113L114 137L113 136L112 137L113 140L111 139V142L113 144H111L110 141H109V143H108L109 146H107V144H106L107 141L104 139L105 136H106L105 133H107ZM63 133L64 134L66 133V134L64 135ZM73 133H75V135H76V132H73ZM80 133L78 135H76V136H78V138L80 137V135H82ZM118 133L119 134L121 133V134L119 135ZM130 133H133V132H130ZM163 134H166L168 137L165 136L166 138L165 137L162 138L164 136ZM238 134L239 135L242 134L244 137H242V135H240V137H239ZM249 134H253V135H250L249 136L250 138H249L247 136ZM84 135H82V136H84ZM157 135H159V136H157ZM229 135L230 136L232 135L231 139L229 138ZM234 135L237 136L239 139L241 137H242V139L245 138V137H247L249 139H246L247 143L244 144L245 140H244V142L242 141V139H240L241 141H239L237 137H236L237 139L234 140ZM254 135H256L255 139L253 138ZM26 136L29 137V131L26 132ZM74 136H72V137H74ZM129 136L131 137V139H130ZM160 136H162V137H160ZM251 136H252L253 139H251ZM65 137H67V138L65 139ZM84 138H85V136H84ZM168 138H170V139L168 140ZM256 138H257V140H256ZM134 139H136L135 143L133 142ZM217 139L220 140L219 141V143H220L219 145H217V142H218ZM83 140L85 142V139H83ZM93 140H95V142ZM147 140L154 141V143L155 144L158 143V145L156 147L153 146L154 144L152 146H150L149 142L147 143ZM230 140H232V143H231ZM236 140H238L237 143L238 142L241 143L240 144V148H241V146L245 147V148L243 147L244 148L243 152H241V150L238 149L239 143H238L237 147L236 146L234 147V145H236ZM113 141L114 142L116 141V143H114ZM253 141L254 142L257 141L255 143H260V146H262L263 148L262 147H258L257 145H259V144H255ZM82 142L83 141L81 139L80 143H82ZM84 142H83V144H84ZM92 142L95 143V144H93ZM249 142H250L251 146L254 145L252 147L253 151L256 149V147H258V149L260 148L259 149L260 153L258 151L255 152L256 150L254 152L252 151L254 153L252 155V156H254L252 160L248 159V157H247L248 153H246L247 150H248V152H249V150H250V152L252 150L251 146L248 144ZM204 145H206V144H204ZM207 145L204 146V147L205 148L208 147ZM248 145L250 146V148H249ZM65 146H67V147H65ZM115 146H116V149H115ZM91 147H93V148H91ZM1 148L3 150V145H2ZM205 148H203V149H205ZM22 149H24V150L26 149L28 151L31 148H30L29 145L25 144V145L22 146ZM130 149H128V150H130ZM234 149L237 150V152ZM245 149H247V150H245ZM113 150H110L111 152H109V153H116L117 152L119 154L118 151L113 152ZM196 151H199V152L196 153ZM239 152H241V154ZM250 152H249V154H252V152L251 153ZM255 153H259V156L257 157L256 155H258V154L255 155ZM82 154L83 153L78 154V156L79 157L81 156L82 159L85 156L87 157V155H85V152H84V155H82ZM86 154H88V153H86ZM118 154H115V155H118ZM149 155H146V156H149ZM238 155H239V157L237 158ZM260 155H261V157H260ZM182 156H183V158H182ZM210 156H212V160H213V162L215 164L212 162V160L210 161V159H211V158H209ZM241 157H243L244 160H245V157H247L246 161L247 160L248 161L244 162V164H243L244 166H246V164L247 165H249L250 163L252 164V166L249 165L250 168L248 166H246V167H248V169H250V170L252 169L251 170L253 172V173H251V174H253L251 176L252 180L249 177L251 171L250 170L248 171V169L247 168L245 169V167L243 168L241 160H237L236 161V159H242ZM28 158H29V155H28ZM63 158H62L63 164L64 165L66 164L65 166L67 167L68 166L67 162L64 163V159ZM214 158L217 159V160H214ZM249 158H252L251 155L249 156ZM83 160H85V158ZM201 160H203V162ZM249 160H250V162H249ZM192 161H193V163H192ZM79 162H80V159L78 160V163ZM185 162H187V163L189 162V163L186 164ZM197 162L201 163L200 166L198 165ZM99 163L102 166V164H101L102 161H100ZM240 163H241V165H240ZM63 164H62V166L64 167ZM206 164H209V167ZM100 165H99V167H100ZM72 167L73 166H70V168H72ZM211 167L212 168L215 167V168L211 169ZM217 167H218V169H217ZM255 169L256 170L259 169V170H257L258 172H256L257 174L255 173ZM214 170L217 171V172H215ZM218 170L219 171L222 170L223 172L222 171L219 172ZM69 171H70V173L74 172L71 169H69L68 172ZM214 172H215V174H214ZM64 173L65 172H63V169H62L61 175H60V173H58V177L56 178V180H58V179L61 180V178H62ZM221 173H223V174L221 175ZM0 175H1V179H0V194L4 193V191H7V194L8 193L24 194V193H27L28 190L31 189L29 187V184H31V181L33 179V177H32L33 176V172H31L29 170H27V171H19V172H3V171H0ZM256 177H257V179H256ZM214 181L216 182V184H215ZM56 182H58V181H56ZM207 182H209L210 184L207 183ZM213 185H214V187H212ZM165 187H167L166 190H165ZM235 187H237L236 190H235ZM49 190H51V189H49ZM33 192H34V190L32 189V191H30V194L33 193ZM206 196H208V197H206ZM66 204H67V202H66ZM77 204H78V202H77ZM72 211L74 212L76 210H72L71 209L70 213H73ZM99 213L103 214V215H99ZM91 216H93V217H91ZM95 216L96 217L99 216V217L94 219ZM69 217L66 216L67 219ZM91 219L92 220L94 219L95 221H92ZM69 220L67 222H69ZM88 223L89 224L93 223V224L88 225ZM102 228L105 231L107 230L106 231L107 233L105 232L106 235H105V237L103 239L101 238V235H97V236L95 235V233L97 234L98 231H101L102 234H103L104 231H103ZM179 228H184V230H183V233L185 232L184 235H182V236L181 235H176V233L179 232L178 231ZM94 231H96V232L94 233ZM139 231H142V232L140 233ZM134 232L135 233L138 232L137 233L138 235L134 234ZM91 233H93L94 236H92ZM186 233H187V235H186ZM89 234L91 235V237L94 238V240H93V238L88 237V236H90ZM123 235L126 237L125 239H124ZM99 236H100V238H98ZM102 236H104V235H102ZM12 237L11 238L13 240L15 238L17 241H25V242L27 241L26 235H22V236L18 235V236H12ZM37 237H38V239H37L38 242L35 240ZM44 237H45V244L43 243L44 242L43 241ZM52 237L55 238V242H57V243L54 242V238H52ZM95 237H96L97 241L100 239L98 241V243L100 245H98V243H96L97 241H96ZM106 238L109 239V241H107L108 248L107 247L106 248L104 247V248L105 249H109L111 246H113V245H110L111 242H112V244L114 243V245H115L114 248H116V249H114L113 247L110 248V251L113 248V251H111V252H114V253H112V254H114V256H112L110 251L105 250V249L102 250L101 248H103V247H100V246H103V244H104V246H107ZM121 238L124 239L125 242ZM28 239H29V241H31V239L29 237H28ZM50 239L51 240L53 239V241H51ZM91 239L93 240V243L95 241V243L97 245L96 244H92V240ZM56 240H58V241H56ZM101 240H103V242ZM100 241L102 243H100ZM118 241H123L124 242V243L121 242L122 245L120 244L121 246H118V247H120V251H121L120 253H119V248L116 247L117 243H120ZM127 241H129V243ZM109 242H110V244H109ZM137 242H139V243H137ZM52 243H53V245H52ZM67 243H68V245H67ZM55 244H56V247H55ZM123 244L125 245V247H124ZM129 244L131 246L133 244V247H131ZM41 245H42V247H41ZM65 245H67V246H65ZM36 246H37V248H36ZM52 246H53V248H52ZM89 246L91 247L92 251L88 250ZM98 246H99L100 249H98ZM126 246H128V247H126ZM43 247H45L46 249H44ZM61 247H62V249H61ZM57 248H59V250ZM47 249H49L51 251H49ZM94 249H96L98 251H96V250L93 251ZM43 250L45 251V255L43 254L44 253ZM54 250L56 252H54ZM61 250H62V252H61ZM79 250H82V251L79 252ZM115 250H117V251H115ZM124 250H125V252H123ZM99 251H104V253L101 252L102 258L101 257L99 258V256H100V255H98V254H100ZM7 252L9 254H11V255H8ZM93 252H94V255L95 254L98 255V258H97V256H94L95 258H93V256H92ZM115 252H116V254H115ZM63 253H64V255H63ZM47 254H49V255H47ZM57 254H59L58 255L59 257H57ZM22 256H24V259H22ZM70 256H72V258ZM111 256L114 257V258H111ZM38 257H40V259ZM50 257H51V260H50ZM68 257H70L71 259L68 258ZM64 258L68 262H66L64 260ZM46 259H48V260L46 261ZM109 259H112V260H109ZM82 260H81V262H82ZM30 261H29V264H32V263H30ZM49 261H50V263H49ZM69 261H71V262H69ZM8 262H10V261H8ZM87 262H86V264H89Z\"/></svg>",
  "mask_w": 264,
  "mask_h": 264
},
{
  "label": "crops",
  "instance_id": "obj_3",
  "mask_svg": "<svg viewBox=\"0 0 264 264\" xmlns=\"http://www.w3.org/2000/svg\"><path fill=\"white\" fill-rule=\"evenodd\" d=\"M87 1L89 3L88 8L91 10L92 8L94 9L95 1ZM78 5H84L83 1L78 0ZM47 69L48 68L44 69V71L39 69L38 71H40V73L36 72V75L39 73L38 78H28V72L19 71L18 69H4L5 73H0L1 75L3 74L2 77H0V85H2L4 81V86L8 84L5 87V90L7 91L1 89L2 92L0 94V148L3 145V150L2 148L0 149V171L19 172L29 170L33 172V179L31 181V184H29V187L31 189L28 190L27 193L7 194V191H4V193L0 194V264H9L11 262L13 263V260L11 261V259H8L5 256V254L3 253L4 251H10L14 249L15 251L34 250V239L32 238L34 235H42L43 233L56 235L55 232H57L58 226L57 228H55V226L57 224H59L58 230L61 229L65 231V226L63 228L61 227L62 217L60 214H62V210L60 209L62 208H58L60 207L58 205L62 206L63 204V201H60L62 200V198H60L61 196L59 194H48V189H56L55 187L57 185L55 178H57L58 173H60L61 175V171L63 169V161L61 160L62 145L60 119H58V123H56V117V120H51L52 117L50 118V109L48 107L49 96L46 90H48L51 82L49 80H52L50 78V75L53 73L49 69L46 72ZM49 73L51 74L49 75ZM8 75L10 76L8 77ZM21 76L22 78H20ZM45 77L47 79H45ZM14 80L18 86H14V83L11 82ZM18 80L19 82H22H20L22 85L18 84ZM27 92H37V94L40 93V96L42 94H45V96L42 95L44 97V99L42 98L44 101L41 100L44 102L43 105L45 107L41 108V106L43 105L42 103H40L39 98L41 97H39V95V98H37L36 102L33 101V103L31 104H27ZM30 114L32 115V118L30 117ZM22 115L24 116L22 117ZM52 122L55 125L52 124ZM46 125L50 126L51 129H49V127ZM52 125H54L56 129ZM27 131H29V137L26 136ZM55 136L58 138H56ZM25 144L29 145L31 149L28 151L26 149H22V146ZM32 189L34 190V192L30 194V191H32ZM45 194L47 196H45ZM37 196L41 197L39 199H42L40 200L42 204H39L40 202L38 201L39 199L37 198ZM43 197H48V199H46L49 202L47 200H44ZM35 199L38 200L36 201ZM32 201L36 202L34 203ZM43 202H46V204H43ZM55 202L59 203H57V209H59L60 211L57 209L51 211L52 208H54V205L56 208V204L53 205V203ZM31 203H33L34 205ZM36 203H38L39 205H37ZM30 205H33L32 208H30ZM44 205L49 206L47 207L48 213L47 208L44 209L45 213H43L44 211L40 213V217L43 218L42 220L38 216L40 215L38 212ZM37 206H39L38 208H41L38 209ZM30 210L34 212V214L31 213ZM37 210L39 211L36 212ZM30 215H35L36 217L34 216L33 218H30ZM53 217H56L58 219L53 220ZM34 218L37 219L34 221ZM259 218L260 216L257 211L256 214L251 216L252 223L254 220V223H256L257 225L247 226L242 224L238 225V223H236L235 221V219H238L237 216H231L232 222L230 223V225H212L205 228L201 243L196 242L195 244H191V246L188 245L190 243L189 238H186L184 236L180 239L182 250L177 249L175 251H172L171 258L175 261L190 259V262H192L193 264H264V225H258ZM261 218L264 219V216H261ZM32 221H34L35 224ZM51 221L52 224L54 223L53 225L51 224ZM15 223L18 224L16 225ZM32 229L35 230V233ZM183 230L184 228H179V232H177L176 235H184L185 232L183 233ZM49 231H51V233ZM13 233L16 235H14ZM30 233H33V235H31ZM62 233H60L59 235H61ZM11 235H26L27 241H20L19 243V241H17L15 238L13 240L11 238ZM28 237L31 239V241H29ZM26 258V264H29V260H31L32 264H34L33 255H26ZM22 259H24V256ZM21 264H25L24 261H21Z\"/></svg>",
  "mask_w": 264,
  "mask_h": 264
}]
</instances>
